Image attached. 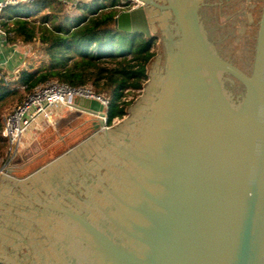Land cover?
Masks as SVG:
<instances>
[{"label":"water","instance_id":"obj_1","mask_svg":"<svg viewBox=\"0 0 264 264\" xmlns=\"http://www.w3.org/2000/svg\"><path fill=\"white\" fill-rule=\"evenodd\" d=\"M139 1L115 25L159 40L141 93L112 125L76 99L0 171V263L264 264V0L250 53L206 0Z\"/></svg>","mask_w":264,"mask_h":264},{"label":"trees","instance_id":"obj_2","mask_svg":"<svg viewBox=\"0 0 264 264\" xmlns=\"http://www.w3.org/2000/svg\"><path fill=\"white\" fill-rule=\"evenodd\" d=\"M97 5L93 2L72 8L61 0H32L3 10V25L6 29L13 25L14 30L8 39L27 43L38 38L43 50L37 64L24 66L14 77L0 80L3 162L8 149L1 135L3 112L13 102L22 101L38 84L58 80L75 87L91 86L109 100L108 125L127 114L131 102L124 101L125 91L143 88L148 65L156 54L157 38L118 29V0Z\"/></svg>","mask_w":264,"mask_h":264},{"label":"built area","instance_id":"obj_3","mask_svg":"<svg viewBox=\"0 0 264 264\" xmlns=\"http://www.w3.org/2000/svg\"><path fill=\"white\" fill-rule=\"evenodd\" d=\"M32 0H4L0 2V37L7 40L9 35L14 33L13 25L8 29L3 25L2 12L9 6H17L22 3H29ZM140 4L139 0L124 5L119 2L117 8L129 9ZM7 80V76L0 69V80ZM142 89H127L124 101L133 102L141 93ZM78 98H88L98 100L107 107L109 100L103 95L94 92L91 86H71L58 80H48L38 84L33 92L28 94L22 101L13 108L7 110L2 116L1 135L8 143L6 159L0 171L6 167L11 160L21 151L25 145V140L34 130H38L49 124H53L54 114L58 109L71 108L73 102ZM107 122V112L104 116ZM120 118L115 119L114 122ZM3 264V263H0Z\"/></svg>","mask_w":264,"mask_h":264},{"label":"flooded vegetation","instance_id":"obj_4","mask_svg":"<svg viewBox=\"0 0 264 264\" xmlns=\"http://www.w3.org/2000/svg\"><path fill=\"white\" fill-rule=\"evenodd\" d=\"M206 1L208 5L205 6L204 13L207 24L220 50H224L221 46L222 41L233 39L235 45L242 46L243 51L250 53L252 48L249 44L243 43L242 34L245 33L249 40L256 34L255 31L258 29L257 16L262 9L263 0ZM237 65L243 68L241 65Z\"/></svg>","mask_w":264,"mask_h":264},{"label":"crops","instance_id":"obj_5","mask_svg":"<svg viewBox=\"0 0 264 264\" xmlns=\"http://www.w3.org/2000/svg\"><path fill=\"white\" fill-rule=\"evenodd\" d=\"M68 7H75L77 4L95 3L109 5L114 0H61ZM119 1V0H118ZM96 8L95 6H93ZM42 46L39 39L36 38L33 42H23L22 40L9 39L3 40L0 37V69L7 77H14L16 73L29 64H37V58L42 53ZM68 108L58 109L53 118V122L61 116ZM121 119V118H120ZM119 119V120H120ZM46 126L42 127L45 128ZM29 135L27 138H29Z\"/></svg>","mask_w":264,"mask_h":264},{"label":"rangeland","instance_id":"obj_6","mask_svg":"<svg viewBox=\"0 0 264 264\" xmlns=\"http://www.w3.org/2000/svg\"><path fill=\"white\" fill-rule=\"evenodd\" d=\"M9 12V10H6L5 11V13L7 14ZM159 40H158V38H157V41H156V44L154 45V50H155V52H156V54L158 53V51H159ZM19 102H13L11 105H9L7 108H5V110H4V112H3V114L7 111V110H9V109H11V108H13L16 104H18ZM48 126V125H47ZM45 128H39L38 130H34L32 133H31V136L29 137V138H27L26 140H25V145L22 147V149H21V151L19 152L20 154H21V156H24V155H26V158H23L22 160H21V163L23 162V163H28L29 161H32V159L33 158H36V157H38V156H40L41 154H42V152H44V151H47L48 150V152L51 150V149H53V148H55V147H53V146H55V144L54 143H50L49 145H47V146H45V147H43L41 144H34L33 145V142H34V140H36V138H37V136L44 130ZM0 162H2V163H0V168L3 166V160L2 159H0ZM27 166V165H26Z\"/></svg>","mask_w":264,"mask_h":264}]
</instances>
